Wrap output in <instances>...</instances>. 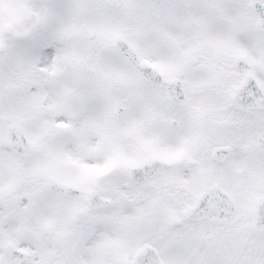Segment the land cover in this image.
<instances>
[{"label": "snow or ice", "instance_id": "6c2138e0", "mask_svg": "<svg viewBox=\"0 0 264 264\" xmlns=\"http://www.w3.org/2000/svg\"><path fill=\"white\" fill-rule=\"evenodd\" d=\"M0 264H264V0H0Z\"/></svg>", "mask_w": 264, "mask_h": 264}]
</instances>
